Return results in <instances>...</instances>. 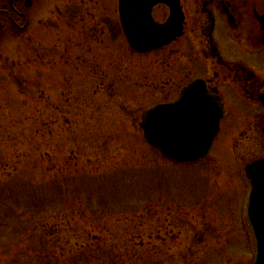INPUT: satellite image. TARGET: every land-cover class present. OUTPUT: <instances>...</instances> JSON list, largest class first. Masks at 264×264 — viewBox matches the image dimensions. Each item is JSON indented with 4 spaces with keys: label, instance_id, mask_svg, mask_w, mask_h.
Instances as JSON below:
<instances>
[{
    "label": "rangeland",
    "instance_id": "rangeland-1",
    "mask_svg": "<svg viewBox=\"0 0 264 264\" xmlns=\"http://www.w3.org/2000/svg\"><path fill=\"white\" fill-rule=\"evenodd\" d=\"M33 1L27 30L0 15V264H248L239 177L165 161L140 127L197 78L180 52L197 56V2L178 43L137 57L105 24L113 2L71 0L68 24V0Z\"/></svg>",
    "mask_w": 264,
    "mask_h": 264
},
{
    "label": "flooded vegetation",
    "instance_id": "flooded-vegetation-1",
    "mask_svg": "<svg viewBox=\"0 0 264 264\" xmlns=\"http://www.w3.org/2000/svg\"><path fill=\"white\" fill-rule=\"evenodd\" d=\"M24 1V5L22 1L16 12L20 18L27 20V30L29 10L35 3L33 0ZM83 1L85 0H79L84 3ZM87 1L95 5V10H99L106 3L105 0ZM108 1L114 4V18L106 19L105 24L109 25L108 29H114L121 36L120 0ZM195 1L197 47L194 53L197 56L188 52L190 48L185 44L180 52L197 60V80L202 81L205 90L215 99L218 105L216 112L221 114L219 132L207 155L197 162L198 174H236L242 181V187L248 190L250 184L246 174H264V59L261 58L264 56V19L261 20L264 16V0ZM67 2V7L71 10H65L69 24L73 7L71 0ZM181 2L187 15L185 0ZM57 9L56 4L55 12ZM61 11L60 7L59 12ZM169 12L168 6L157 4L153 8V17L157 22H164ZM220 23L228 33V38L237 45L233 47L226 40L227 55L216 36ZM103 27L101 26L100 32L106 30ZM175 43L148 53H138L131 49L130 52L137 57H150L152 54L164 52ZM116 47L117 50L121 49L119 44ZM177 97L175 95L166 102L174 101ZM241 99L246 100L247 106L239 105L238 101ZM225 129L231 131L228 137L222 138ZM241 174L246 175L247 184L242 180ZM244 243L246 254L249 255L251 252L247 235H244Z\"/></svg>",
    "mask_w": 264,
    "mask_h": 264
},
{
    "label": "water",
    "instance_id": "water-1",
    "mask_svg": "<svg viewBox=\"0 0 264 264\" xmlns=\"http://www.w3.org/2000/svg\"><path fill=\"white\" fill-rule=\"evenodd\" d=\"M158 3L170 7V16L164 23L156 22L152 16L153 6ZM120 6L124 33L137 51L168 45L183 33L185 13L180 0H121ZM213 100L195 80L184 88L177 101L159 104L143 113L141 126L146 140L177 162L196 161L207 153L218 132L220 114ZM252 177L250 223L259 236L263 234L260 225L264 220V174ZM250 264H264V255L257 254Z\"/></svg>",
    "mask_w": 264,
    "mask_h": 264
},
{
    "label": "trees",
    "instance_id": "trees-1",
    "mask_svg": "<svg viewBox=\"0 0 264 264\" xmlns=\"http://www.w3.org/2000/svg\"><path fill=\"white\" fill-rule=\"evenodd\" d=\"M75 248H76V250H77V246H75ZM86 248V245H83V249H85ZM86 249H88V248H86ZM89 249H90V247H89ZM91 252V251H90Z\"/></svg>",
    "mask_w": 264,
    "mask_h": 264
}]
</instances>
